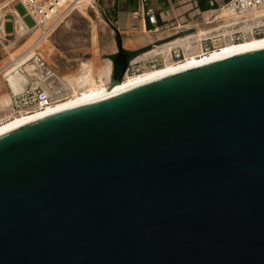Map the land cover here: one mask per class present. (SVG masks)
<instances>
[{"label": "water", "instance_id": "95a60500", "mask_svg": "<svg viewBox=\"0 0 264 264\" xmlns=\"http://www.w3.org/2000/svg\"><path fill=\"white\" fill-rule=\"evenodd\" d=\"M0 264H264V46L0 134Z\"/></svg>", "mask_w": 264, "mask_h": 264}, {"label": "built area", "instance_id": "2783aa9c", "mask_svg": "<svg viewBox=\"0 0 264 264\" xmlns=\"http://www.w3.org/2000/svg\"><path fill=\"white\" fill-rule=\"evenodd\" d=\"M12 1L21 3L25 8V13L22 15L18 11H6L4 14L0 15V42L7 43L10 41L11 37L14 38L16 36L17 27L20 25V18H22L23 21L25 16H29L33 23L28 25L25 22L24 35L36 34V36L20 52V55L24 56L25 59L27 58L28 61H32L37 71L40 73L34 74L30 77V82L25 86L24 90L18 93H11L12 108L17 112H21L37 106H43L64 96L68 92V88L66 87L62 76L59 75L55 67L42 55L38 46L45 37L50 36L55 28L63 23L66 24L71 20L72 12L79 9L83 0ZM139 1L141 4H144L147 0ZM222 6H226L232 13L229 22H237V25L241 24L243 29H245L251 36L264 35V0H227ZM220 8L214 10L210 15V17L212 16L211 18H207L206 15H202V13L199 14L201 21L206 25L211 24V20H217V23L213 24L216 26H213L215 31L201 35L197 41L201 53L205 54L210 52L224 41L222 31H219L218 29L222 26L225 27L226 23H228V19L221 15ZM258 13L262 14L257 16L259 15ZM147 15L149 21L154 24V29H158L157 16L152 8H147ZM7 21L12 22L13 30H6L5 24ZM242 27L235 26L229 34L230 39L234 41L242 40L244 38ZM174 28L177 30V34L174 37L176 38L186 33L197 31L198 26L183 27L177 22ZM174 38H169L162 43L168 42ZM18 55L19 54H16V58H11L10 61L12 62V60L17 59L19 57ZM157 56H159V54L152 56L150 61H147L146 59H138L136 57L129 59L126 72H140L147 65L158 66V64H162L158 62V59L156 58ZM171 57L175 59L183 58V47L179 45L173 46L171 49Z\"/></svg>", "mask_w": 264, "mask_h": 264}, {"label": "bare ground", "instance_id": "6f19581e", "mask_svg": "<svg viewBox=\"0 0 264 264\" xmlns=\"http://www.w3.org/2000/svg\"><path fill=\"white\" fill-rule=\"evenodd\" d=\"M10 2H12V0H3V1L0 0V4L3 6L9 4ZM14 2L17 3L16 1ZM15 3L11 6V8L8 11H12V12L17 11L15 8ZM82 4L93 5L94 1L83 0ZM81 12H83L88 16V13L85 8H82ZM220 13L222 16H225L228 19V23H226L225 27L222 26L220 29H218L219 31H222L224 41L222 44H220L218 47L214 48L208 53L205 54L201 53V49L199 48V44L197 43V41L201 35L215 31V28H213V26L211 28L198 27L197 31H194L192 33H186L182 36L176 37L162 44L160 43L156 44L154 48L151 51H149V53L153 55L159 54L164 56L162 64L160 66L155 65V66H151V68H146L148 67L147 65L145 66V69H143L140 72H135V73L125 72L122 81L116 83L112 87L108 86L111 81L112 69H113L112 60L110 58H106V60H103L102 63L100 62V64L98 65L94 64L95 62L93 63V60L88 61L85 59L86 61H83L81 59L82 60L81 68H80L81 70L77 69L76 71L79 73H76V75H74L75 73H72L74 76L72 75L71 77H67V79L63 78L65 85L68 88V92L64 96L59 97L58 99L50 103H47L43 106H37L32 109H28L27 111H21V112H17L12 108L11 93L12 92L18 93L24 90L25 86H27L28 83L30 82V77L34 74H40V73L39 71H37L32 61H28L27 58L25 59L24 56L20 55V52L16 53L19 54L18 55L19 57L17 59L12 60V62L11 61L8 62L5 66L1 67L0 69V77L3 78L2 82L4 81L5 84L11 89L10 95L0 97V134L6 132L7 130L21 123H24V121L25 122L29 121L30 119L36 118L45 113L60 109L70 104L83 101L89 98H93L99 95H103L112 91H116L147 80H151L153 78L213 58H217L219 56L221 57L228 54L244 51L247 49L264 46V35L251 36L245 29H243L241 24L237 25L236 24L237 22L236 23L229 22L232 17L231 16L232 13L226 6H222L220 8ZM258 14L259 15L257 16H260V14L262 13H258ZM211 17L209 16L208 18ZM23 21L22 18H20V25L17 27L16 36L14 37L15 39L21 36V34L23 35L25 32L26 23ZM210 23L215 24L217 23V20H211ZM235 26H240L243 29L244 38L240 41H234L229 37V34L231 33L232 29ZM44 39H47V37H45ZM175 45H179L183 47L184 49L183 58L175 59L171 57V49ZM11 56L12 58H16L15 55H11ZM90 59L93 58L91 57ZM66 74H63V76H65ZM3 87H4L3 84L0 82V89ZM7 90L8 89H6L5 91Z\"/></svg>", "mask_w": 264, "mask_h": 264}, {"label": "rangeland", "instance_id": "374dc122", "mask_svg": "<svg viewBox=\"0 0 264 264\" xmlns=\"http://www.w3.org/2000/svg\"><path fill=\"white\" fill-rule=\"evenodd\" d=\"M93 1V5L82 4L80 6L81 8L79 7L80 9L73 11L71 14V20H69L68 23H63L55 28L50 36H48L47 39H43L38 46L42 55L55 67L59 75H62V79L71 77L73 75L72 73H75L74 75L79 73L76 71L81 68L82 60H93V63L95 62L94 64L98 65L100 62L102 63L103 60H106V58L111 59V49H118L116 44H113V46L110 45L112 42L115 43V41H117V35L112 31L110 21L107 18L110 13L108 8H110V2L113 0ZM14 3L15 2L12 1L5 6L0 4V15L8 11ZM15 8L20 14L23 15L25 13V8L21 3L18 2L15 5ZM82 8L86 9L88 16L81 12ZM24 20L28 25L33 23L29 16H25ZM212 26H214L213 23L211 25L203 23L199 28H211ZM5 28L7 31L13 30L12 22L7 21ZM35 36L36 34H21L17 39L11 37V41L7 43L0 42V69L11 60V55H16V53L21 52ZM91 57L93 59H90ZM160 65L161 64H158V66ZM146 68H151V66ZM63 74L66 75L63 76ZM0 80L4 86L0 89V97L10 95L11 89L4 81L2 82V77H0ZM5 88L8 90L5 91Z\"/></svg>", "mask_w": 264, "mask_h": 264}, {"label": "crops", "instance_id": "0c3cea01", "mask_svg": "<svg viewBox=\"0 0 264 264\" xmlns=\"http://www.w3.org/2000/svg\"><path fill=\"white\" fill-rule=\"evenodd\" d=\"M227 0H113L108 8L112 31L121 39L126 51H135L136 58L151 60L153 54L149 53L156 44L174 38L177 30L176 23L183 27L203 25L199 14L208 18L215 9L220 8ZM17 3H15L16 5ZM147 8H152L158 20V29L149 21ZM115 41V40H114ZM117 41L112 42L117 45ZM118 47V45H117ZM118 49H111V58ZM130 55V53H129ZM163 55L156 58L159 63ZM131 59V56L129 57ZM113 64V61H112ZM113 67V65H112Z\"/></svg>", "mask_w": 264, "mask_h": 264}, {"label": "trees", "instance_id": "16d2710c", "mask_svg": "<svg viewBox=\"0 0 264 264\" xmlns=\"http://www.w3.org/2000/svg\"><path fill=\"white\" fill-rule=\"evenodd\" d=\"M128 53H130L131 58H133L137 54V53H135V51H128Z\"/></svg>", "mask_w": 264, "mask_h": 264}]
</instances>
